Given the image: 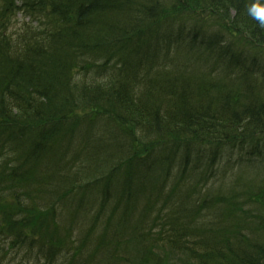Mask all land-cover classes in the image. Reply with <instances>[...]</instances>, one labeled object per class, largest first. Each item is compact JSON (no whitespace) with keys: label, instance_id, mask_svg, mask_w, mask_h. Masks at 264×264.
Masks as SVG:
<instances>
[{"label":"trees","instance_id":"1","mask_svg":"<svg viewBox=\"0 0 264 264\" xmlns=\"http://www.w3.org/2000/svg\"><path fill=\"white\" fill-rule=\"evenodd\" d=\"M256 2L0 0V255L264 264Z\"/></svg>","mask_w":264,"mask_h":264},{"label":"rangeland","instance_id":"2","mask_svg":"<svg viewBox=\"0 0 264 264\" xmlns=\"http://www.w3.org/2000/svg\"><path fill=\"white\" fill-rule=\"evenodd\" d=\"M19 20L22 21V18H19ZM20 26V25H19ZM159 176V175H158ZM157 177V174L152 175L151 179H154ZM158 184L159 182L153 183V185ZM137 220V214L135 215V218L132 221V226L135 225ZM125 246L121 249L122 252L120 253V257L125 258L122 264H137L139 257L136 254V249L138 246L135 244L134 241L129 240L125 242ZM156 249L158 253V257H155L154 259L158 260L161 264H190L189 260L187 259V256L183 252L174 251L171 249L167 244H164L163 242L156 245ZM151 258L154 257L153 255L150 256ZM98 263V261H96ZM193 264H198L196 261L192 262ZM0 264H37L32 259H27L24 257L23 254L16 255L12 254L8 257H3L0 255Z\"/></svg>","mask_w":264,"mask_h":264},{"label":"clouds","instance_id":"3","mask_svg":"<svg viewBox=\"0 0 264 264\" xmlns=\"http://www.w3.org/2000/svg\"><path fill=\"white\" fill-rule=\"evenodd\" d=\"M248 14L254 20L259 22L261 28H264V3H261L260 0H257V2L253 3L248 9Z\"/></svg>","mask_w":264,"mask_h":264}]
</instances>
